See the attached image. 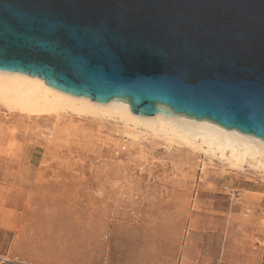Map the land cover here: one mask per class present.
Listing matches in <instances>:
<instances>
[{"label": "rangeland", "instance_id": "rangeland-1", "mask_svg": "<svg viewBox=\"0 0 264 264\" xmlns=\"http://www.w3.org/2000/svg\"><path fill=\"white\" fill-rule=\"evenodd\" d=\"M166 141L0 107V225L15 223L0 264H214L264 248V172Z\"/></svg>", "mask_w": 264, "mask_h": 264}, {"label": "water", "instance_id": "water-1", "mask_svg": "<svg viewBox=\"0 0 264 264\" xmlns=\"http://www.w3.org/2000/svg\"><path fill=\"white\" fill-rule=\"evenodd\" d=\"M0 71L264 141V0H0Z\"/></svg>", "mask_w": 264, "mask_h": 264}, {"label": "bare ground", "instance_id": "bare-ground-1", "mask_svg": "<svg viewBox=\"0 0 264 264\" xmlns=\"http://www.w3.org/2000/svg\"><path fill=\"white\" fill-rule=\"evenodd\" d=\"M0 107L28 116L62 112L79 117L117 119L125 126L140 127L153 136L163 137L168 144L177 142L191 149L204 146L205 151L218 155L233 169L246 164L264 172V141L184 118L160 114L139 117L122 103L100 104L74 97L50 88L35 77L0 71Z\"/></svg>", "mask_w": 264, "mask_h": 264}, {"label": "crops", "instance_id": "crops-1", "mask_svg": "<svg viewBox=\"0 0 264 264\" xmlns=\"http://www.w3.org/2000/svg\"><path fill=\"white\" fill-rule=\"evenodd\" d=\"M14 224L15 223H13V226H10V220H7L4 225H0V259L5 258V253L6 256L9 255L15 237L13 234L15 230ZM245 246L249 250L243 252L242 255L236 252L228 256L223 252L218 257V261L214 264H264V248L254 243Z\"/></svg>", "mask_w": 264, "mask_h": 264}]
</instances>
